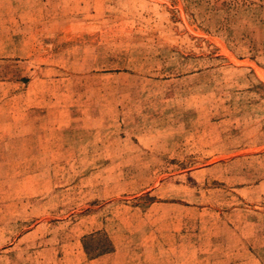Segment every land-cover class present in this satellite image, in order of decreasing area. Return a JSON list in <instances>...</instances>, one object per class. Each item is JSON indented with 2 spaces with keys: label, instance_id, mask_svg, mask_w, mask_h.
Wrapping results in <instances>:
<instances>
[{
  "label": "rangeland",
  "instance_id": "374dc122",
  "mask_svg": "<svg viewBox=\"0 0 264 264\" xmlns=\"http://www.w3.org/2000/svg\"><path fill=\"white\" fill-rule=\"evenodd\" d=\"M0 264H264V0H0Z\"/></svg>",
  "mask_w": 264,
  "mask_h": 264
}]
</instances>
